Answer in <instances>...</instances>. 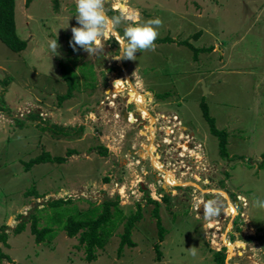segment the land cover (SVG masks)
<instances>
[{"label":"rangeland","instance_id":"rangeland-1","mask_svg":"<svg viewBox=\"0 0 264 264\" xmlns=\"http://www.w3.org/2000/svg\"><path fill=\"white\" fill-rule=\"evenodd\" d=\"M15 1L17 33L28 45L14 51L0 39V232L5 224L9 233L0 248L10 257L0 264H218L220 251L225 264H264V210L254 206L264 199V0H105L108 16L122 4L137 23L162 21L155 48L134 60L113 58L131 19L99 53H70L75 0ZM166 36L175 41L159 42ZM186 39L214 48L194 61L190 45L179 44ZM62 64L75 83L64 100ZM203 104L229 133V157ZM45 151L68 159L27 167ZM149 197L160 202L164 238ZM60 198L70 202L48 206ZM117 198L115 225L87 261L79 234L68 236L62 224L69 215L97 216L104 200ZM213 199L224 211L208 223L203 205ZM138 210L136 246L120 251ZM35 215L54 227L51 240L36 241ZM22 216L27 228L15 234Z\"/></svg>","mask_w":264,"mask_h":264},{"label":"trees","instance_id":"trees-1","mask_svg":"<svg viewBox=\"0 0 264 264\" xmlns=\"http://www.w3.org/2000/svg\"><path fill=\"white\" fill-rule=\"evenodd\" d=\"M32 0H27V5H29ZM17 22H16V1L15 0H0V39L9 46L14 51H22L27 47V41L22 39L17 33ZM202 34V31H198L194 34L195 38H199ZM71 36L68 37V41ZM172 37L166 36L164 38L159 39V42H174ZM179 44H187L190 45L191 50L193 51V59L194 61H199V56L203 52H210L213 50V46H203L196 48L194 44L188 39L179 41ZM70 53H74L77 50H81V48H77V50H73L72 47L69 48ZM63 76L69 85L66 94L61 96V99L71 98L75 89V83L73 82V78L68 70V67L64 64L61 66ZM162 96V95H158ZM163 96H168V93H164ZM203 113L205 118L211 125V129L215 136L219 138V150L220 154L223 157H229V133L226 129H220L215 125V118L211 115L209 105L203 104ZM36 116V115H34ZM100 151L103 154H108V149L101 148ZM74 150H68V155H72ZM264 158V152L262 154ZM68 157L65 156H52L48 151L43 152L36 158L28 161L26 163L27 167H32L37 163L42 162H57L64 163ZM261 166L264 167V159L261 161ZM31 193L38 195L40 197L41 194L36 190H32ZM170 194L165 193L164 197L169 199ZM149 201L155 203V208L153 210V216L157 219L158 227L160 228L159 234L161 238H164V225L162 224L161 217L159 215V204L160 202L149 197ZM70 202V199H52L48 202V206L52 208H58L63 204ZM119 201L118 198L115 200L106 199L103 201L101 206L100 213L95 216L85 215L83 217H78L74 215H69L62 224V227L66 231L67 235L70 237H74L79 234V243L85 248V258L87 261H94L98 258V251L105 246V237L110 234L115 225V216L120 210L118 207ZM113 207L115 209L113 210ZM142 218V213L140 210L136 214H131L128 217L127 222L125 223V228L121 233V240L119 245V250L123 251L125 246H136V242L133 239V230L135 228L136 222ZM27 220L25 216H22V223L14 229V233L18 234L24 231L27 228ZM31 220V231L35 235V239L38 243H43L45 241L51 240L55 235V229L52 226H41L39 222V216H33ZM2 231L0 232V243L8 244L9 233L7 232V225H2ZM159 245V244H158ZM157 245V247H158ZM224 250H227L224 247ZM1 251L0 248V259L10 258L8 255ZM225 252V251H224ZM223 251L216 253V261L218 264H225V254ZM19 264V263H18Z\"/></svg>","mask_w":264,"mask_h":264},{"label":"clouds","instance_id":"clouds-1","mask_svg":"<svg viewBox=\"0 0 264 264\" xmlns=\"http://www.w3.org/2000/svg\"><path fill=\"white\" fill-rule=\"evenodd\" d=\"M104 2L105 0H75V19L79 26L71 28L72 36L69 40V46L74 51L81 48L88 54L99 53L104 46L102 41L104 42L110 37H118L116 29L129 19L133 23L126 24L122 36L117 38L119 54L113 55V58L134 60L138 50L155 48L154 41L159 34L158 26L162 24L159 17L137 23L135 21L138 20V13L129 11L122 4L116 5L117 12L108 16L105 12ZM57 45V41H51L49 48L57 52ZM254 206L264 210V199L257 198L254 201ZM223 211L224 205L218 199L209 200L203 205V217L208 223L215 221ZM224 247L228 249L227 246Z\"/></svg>","mask_w":264,"mask_h":264},{"label":"water","instance_id":"water-1","mask_svg":"<svg viewBox=\"0 0 264 264\" xmlns=\"http://www.w3.org/2000/svg\"><path fill=\"white\" fill-rule=\"evenodd\" d=\"M204 92L208 93L209 92V88L208 87H204ZM126 116H127V113H126Z\"/></svg>","mask_w":264,"mask_h":264},{"label":"bare ground","instance_id":"bare-ground-1","mask_svg":"<svg viewBox=\"0 0 264 264\" xmlns=\"http://www.w3.org/2000/svg\"><path fill=\"white\" fill-rule=\"evenodd\" d=\"M120 82H122V80H121ZM138 101H139V103H140V102L143 103V99H142L141 97L139 98V96H138Z\"/></svg>","mask_w":264,"mask_h":264},{"label":"crops","instance_id":"crops-1","mask_svg":"<svg viewBox=\"0 0 264 264\" xmlns=\"http://www.w3.org/2000/svg\"><path fill=\"white\" fill-rule=\"evenodd\" d=\"M140 98V97H139ZM143 99V97H141ZM140 104H142V102H140ZM159 116V115H158Z\"/></svg>","mask_w":264,"mask_h":264}]
</instances>
